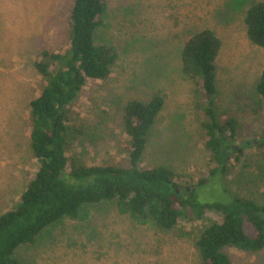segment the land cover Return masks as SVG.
<instances>
[{
  "label": "rangeland",
  "instance_id": "1",
  "mask_svg": "<svg viewBox=\"0 0 264 264\" xmlns=\"http://www.w3.org/2000/svg\"><path fill=\"white\" fill-rule=\"evenodd\" d=\"M262 0H106L95 33L97 44L116 47L119 57L105 80L88 79L71 105L68 124L73 154L87 164L125 162L121 106L128 100L165 98L139 167L169 166L190 188L208 176L200 108L209 97L181 70L185 41L202 29L221 41L216 58L218 107L240 122L229 170L198 188L201 201L231 196L260 199L264 190V99L255 84L264 69V48L247 36L246 10ZM74 0H0V216L13 207L38 168L30 144V107L45 79L34 63L42 51L63 52L70 42ZM85 221L63 219L47 227L15 256L24 264H201L195 248L200 231L222 215L188 212L171 230L140 225L111 202L89 207ZM247 235L255 234L249 222ZM234 264H264V249L227 247Z\"/></svg>",
  "mask_w": 264,
  "mask_h": 264
},
{
  "label": "trees",
  "instance_id": "2",
  "mask_svg": "<svg viewBox=\"0 0 264 264\" xmlns=\"http://www.w3.org/2000/svg\"><path fill=\"white\" fill-rule=\"evenodd\" d=\"M106 12V0H74L69 47L63 52L44 50L34 63L45 79L40 94L29 103V138L38 168L17 203L0 216V264H24L15 256L19 246L33 244L47 227L65 218L87 220L89 207L105 202L113 203L119 214L128 215L137 224L152 223L161 230L175 228L189 211L196 219L206 210L220 213L222 220L207 224L195 240L201 264H234L227 247L260 252L264 249V190L260 199L237 195L224 202L201 201L197 190L210 179L225 175L234 155L243 150V146H235L239 120L218 107L215 99V61L221 41L214 31L195 32L180 51L183 74L210 98L200 107L206 116L202 128L210 163L206 178L186 188L169 166L139 167L165 105L160 93L147 101L131 99L121 106L125 162L91 165L73 154L76 129L68 124L70 107L88 79L110 76L119 57L112 44L95 42ZM244 24L250 41L264 48V0L246 10ZM255 92L264 99V69ZM256 144L264 146V133ZM245 222L253 226V237L246 234Z\"/></svg>",
  "mask_w": 264,
  "mask_h": 264
},
{
  "label": "water",
  "instance_id": "3",
  "mask_svg": "<svg viewBox=\"0 0 264 264\" xmlns=\"http://www.w3.org/2000/svg\"><path fill=\"white\" fill-rule=\"evenodd\" d=\"M55 127H56V124H54V127H53V129H55Z\"/></svg>",
  "mask_w": 264,
  "mask_h": 264
}]
</instances>
